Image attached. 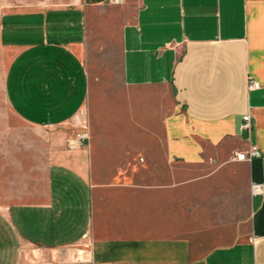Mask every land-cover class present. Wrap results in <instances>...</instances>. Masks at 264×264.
<instances>
[{
    "label": "crops",
    "instance_id": "obj_1",
    "mask_svg": "<svg viewBox=\"0 0 264 264\" xmlns=\"http://www.w3.org/2000/svg\"><path fill=\"white\" fill-rule=\"evenodd\" d=\"M63 5L1 18L7 99L50 136L42 196L0 209V264H264V0ZM109 5L128 92L94 125L88 31Z\"/></svg>",
    "mask_w": 264,
    "mask_h": 264
},
{
    "label": "rangeland",
    "instance_id": "obj_2",
    "mask_svg": "<svg viewBox=\"0 0 264 264\" xmlns=\"http://www.w3.org/2000/svg\"><path fill=\"white\" fill-rule=\"evenodd\" d=\"M72 1L75 0H0V209L16 203H33L42 196L46 189L50 136L47 128L22 119L14 103L7 99L6 74L13 53L1 39L2 15L16 10L59 7ZM118 8L122 12V7L104 6L90 17L88 60L94 125L100 118L98 112L112 108L113 93L128 92L120 73ZM86 133L85 139L89 137Z\"/></svg>",
    "mask_w": 264,
    "mask_h": 264
},
{
    "label": "built area",
    "instance_id": "obj_3",
    "mask_svg": "<svg viewBox=\"0 0 264 264\" xmlns=\"http://www.w3.org/2000/svg\"><path fill=\"white\" fill-rule=\"evenodd\" d=\"M252 87H259V82H252L251 84ZM251 116L249 114L245 115L243 118V123H242V128H246V129H250L251 128ZM87 136V133H77L75 140L82 141L83 139H85ZM261 156V150L253 145L251 146L247 151L243 150L237 153L236 155V159L237 160H248L254 157H259ZM251 192L253 195H259L262 194L263 192V184L260 182H253L251 185ZM88 264H93L92 262H88Z\"/></svg>",
    "mask_w": 264,
    "mask_h": 264
}]
</instances>
